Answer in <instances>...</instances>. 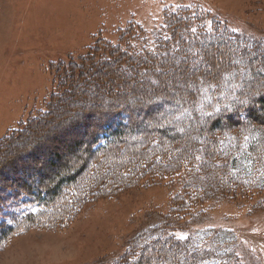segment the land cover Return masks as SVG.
<instances>
[{
  "label": "trees",
  "instance_id": "obj_1",
  "mask_svg": "<svg viewBox=\"0 0 264 264\" xmlns=\"http://www.w3.org/2000/svg\"><path fill=\"white\" fill-rule=\"evenodd\" d=\"M211 14L199 4H169L152 32L130 20L118 28L116 42L98 36L81 53L53 66L58 83L47 108L30 116L18 134L34 120L45 122L52 106L74 87L89 89L93 75L105 76L98 82L107 85L98 84L96 100L52 124L55 132L78 127L73 133L82 138L72 142L84 157L73 173L64 170L51 178L47 168L56 161L46 164L35 155L38 140L16 142L13 151L22 163L3 154L0 249L29 228L67 226L86 203L140 181L167 178L178 184L169 215L181 221L204 212L217 198L264 210V35ZM109 63L117 74L101 71ZM178 63L190 65L181 80L184 87L169 90L161 76L172 75ZM248 130L255 135L247 146L251 161L245 178L231 168V159ZM174 234H137L108 264H148L146 253L152 250L160 264H212V247H193L191 237Z\"/></svg>",
  "mask_w": 264,
  "mask_h": 264
},
{
  "label": "rangeland",
  "instance_id": "obj_2",
  "mask_svg": "<svg viewBox=\"0 0 264 264\" xmlns=\"http://www.w3.org/2000/svg\"><path fill=\"white\" fill-rule=\"evenodd\" d=\"M176 3L199 4L211 15L229 18L264 35V0H0V162L4 155L8 160L16 156L9 162H24L14 152L17 143L38 140L42 143L35 155L46 164L56 161L55 167L47 168L51 178L64 170L73 173L84 157L74 145L82 138L73 133L78 127L70 133H64L67 127L55 132L52 124L68 116L70 110L96 100L92 96L98 84L105 87L107 81L101 84L98 78L105 76L93 75L89 89L74 87L65 100L52 106L45 122L34 120L18 134L16 129L30 116L47 108L58 83L53 66L75 57L71 55L81 53L98 36L116 42L118 28L130 20L152 32L163 21L164 8ZM114 66L109 63L100 69L114 71ZM188 66L174 64L172 75L161 76L169 90L184 87L181 80ZM254 135L247 131L231 159V168L245 178L251 161L247 146ZM73 138L77 140L74 143ZM45 149L48 152H39ZM166 179L140 181L114 196L88 202L67 226L29 228L10 237L0 249V264H108L124 253L137 234L147 238L172 232L191 237L193 247H212V264H264V210L248 209L237 199L214 198L204 212L181 221L169 215L170 196L179 186ZM146 256L148 264H160L153 250Z\"/></svg>",
  "mask_w": 264,
  "mask_h": 264
},
{
  "label": "snow or ice",
  "instance_id": "obj_3",
  "mask_svg": "<svg viewBox=\"0 0 264 264\" xmlns=\"http://www.w3.org/2000/svg\"><path fill=\"white\" fill-rule=\"evenodd\" d=\"M236 29H233V31H235Z\"/></svg>",
  "mask_w": 264,
  "mask_h": 264
}]
</instances>
